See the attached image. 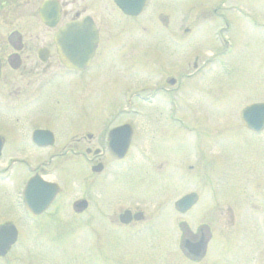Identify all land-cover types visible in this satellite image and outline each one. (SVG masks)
Returning <instances> with one entry per match:
<instances>
[{
  "label": "flooded vegetation",
  "instance_id": "af4514ba",
  "mask_svg": "<svg viewBox=\"0 0 264 264\" xmlns=\"http://www.w3.org/2000/svg\"><path fill=\"white\" fill-rule=\"evenodd\" d=\"M117 1L0 0V206L4 208L0 225L13 223L17 228V240L9 251L19 240L17 223L27 219L37 222L44 215H32L26 210L22 191L29 177H48L50 167H46L51 163L58 159L82 163L88 174L104 182L113 171L135 166L137 169L140 163H145L148 173L163 175L170 168L169 155L174 154L180 157L173 167L180 174V182L185 183L181 175L186 170L193 173L198 185L190 190L197 196L188 209H178L176 200L169 199L165 193L161 198L150 199L148 210L120 206L114 214L106 215L104 207L97 209V206L99 215L89 214L90 210L93 213V204L87 198L96 188L103 191L106 186L84 187L87 198L83 195L80 198L86 199L85 206L79 208L72 203L74 214H83L86 222L108 223L110 229L109 238L103 226L96 232L98 246L92 260L97 264H119L120 252L115 245L120 241L121 229L129 231L128 234L137 228L151 233L168 222L178 232L182 258L190 264H214L219 256L209 258V247L217 239H213V228L218 222H225L231 228L227 241L233 244L222 256L227 264H264V125L259 132L244 128L242 183L203 184L196 179L202 170L206 176L226 169L227 157L224 159L217 150L219 140L210 138L204 149L200 142L191 140L188 151L191 158L187 160L181 134L171 147L166 138L159 140L149 133L153 121L184 129L179 102L186 90V79L211 75L213 71H208V63L215 68L225 65L230 74L235 72L236 68L220 57L223 53L231 55L235 43L250 53H258L254 71L259 74L257 84L264 88V0L257 3L250 0L252 5L247 0H203L211 1L206 4L211 7L209 17L219 18L220 24L212 30L213 47L204 53L206 58L199 64L198 54L194 55L192 72H187L182 53L186 36L193 31L185 23L183 3L180 6L172 3L177 5V22L169 23L164 18L158 29L156 24L143 21L153 0H147L134 14L123 11ZM136 1L129 0L131 5ZM206 9L195 12L194 16L199 21L208 19ZM220 42L225 43L223 49L219 48ZM247 85V90L259 87L253 81ZM91 99L93 102H89ZM59 100L66 102L70 119L65 126L59 124L60 133L44 125L50 118L40 115L47 103L53 108ZM78 103L81 110L71 108L78 107ZM139 106H145L147 117H151L145 121V129L138 125V116L143 115ZM170 114H173L171 119ZM47 115L52 113L47 111ZM89 116L96 119H88ZM41 118L44 124H38ZM37 129L44 132L34 135ZM128 159L133 164H127ZM97 165L100 169L93 171L92 167ZM10 176H16L19 186L17 182L12 186L6 184ZM237 186H246L241 199L233 193L235 190L238 193ZM203 189L206 202L202 199ZM222 189L232 191L223 211L218 209V194ZM240 200L244 204L242 214ZM124 210L129 212L123 219L120 214ZM247 223L258 224V234L255 233L258 261L253 263L243 262L239 244L247 233L243 230ZM6 256L7 253L0 256V260Z\"/></svg>",
  "mask_w": 264,
  "mask_h": 264
},
{
  "label": "rangeland",
  "instance_id": "374dc122",
  "mask_svg": "<svg viewBox=\"0 0 264 264\" xmlns=\"http://www.w3.org/2000/svg\"><path fill=\"white\" fill-rule=\"evenodd\" d=\"M247 2L252 5L250 0H247ZM251 2L257 3V0H251ZM172 3L179 6L182 3L185 5V23L191 25L193 30L192 34L186 36L187 41L182 49L185 60H187L185 61L186 70L192 72L194 71L192 66L193 56L198 54V63L200 64V61L207 56L204 53H209L212 50V30L220 24V19L209 17L211 7H206V4L211 3V1L153 0L152 8L145 15L146 17H143V21L156 24L157 28L164 18L169 23L177 22V5L172 6ZM205 8L208 10L205 12H207L209 18L199 21L194 14L197 11H203ZM262 23H264V20ZM153 39L155 40L154 37ZM257 54L256 52L250 53L246 47H243L240 43H235V49L231 55L228 57L220 55L236 68V71L230 76L223 74L225 70L219 65L218 68H215L213 64L208 63V71H213L211 75L201 79H195L194 77L186 79V90L180 96L182 101L179 100L183 109L180 114L184 120V129L181 128V131L175 126L167 127L153 121V128L149 132L154 136H158L159 140H161L160 137L166 138L171 147L177 140L178 134H181L185 139L184 150L187 152L192 146L191 140L193 138H198L203 149L210 138L211 140H219L217 150L224 159L227 157L225 162L227 165H225L226 169L224 171L223 169L218 170L221 174L218 175L216 180L218 183L244 182L243 165L241 163L243 155L242 142L246 132L242 128L238 112L243 106L252 101H264V88L261 89L263 85L257 84L259 74L254 71ZM169 55H172V51L169 52ZM170 64L172 65V62ZM223 64H225V61ZM247 68L249 72H245ZM250 81H253L256 84L255 86L258 85L259 87H255L256 90H247L246 86L251 84ZM140 93L144 94L143 92ZM62 95L64 93L60 94V96ZM89 102H93V100L91 99ZM142 103L138 102L139 105H142ZM79 106L80 103H78V107L71 106V108L78 111L81 110ZM46 109L52 115H47ZM67 109L65 101L59 100L53 108H50L47 103L45 110H43L45 114L41 113L40 115L50 118V120L48 119L45 123L41 118L38 124L45 123L44 125H49V127L60 133L59 124L62 123L65 126L70 120ZM139 109V112L143 115L138 116V125L145 129V121L151 117H147L145 106H142V108L139 106ZM88 119L95 120L96 117L89 116ZM224 141L227 142L224 143ZM58 143L61 144L60 141ZM172 150L171 152H173ZM187 152L185 155L189 160L191 158L190 152ZM137 160L143 161L140 158H137ZM168 160L170 168H166L167 170L165 169L163 175H157L156 172L151 174L152 171L149 174L145 163H140L137 165V169L135 166L125 171L124 174L113 171L104 178V182L100 180V177L88 174L82 163H73L63 159L51 163L52 166L46 167H50V174L47 178L57 181L61 185V193L57 196L54 206L45 212L37 222L27 219L25 222L17 223L20 228L18 243L7 254L6 258L0 260V264H97L95 260H92L98 246L96 232L105 227L104 231L108 234L110 232L109 224L86 222L83 214H74L71 208L73 201L82 195L87 198L84 191L85 186H106L103 191L99 188L93 190V193L91 196L88 195L89 198L87 199H90L93 204V213L90 210L89 214L99 215L97 209L104 207L103 214L108 215L117 212L120 206L130 205L148 210L152 198L169 193V198L173 200L183 192L192 190L193 186H198L197 182L194 181L178 182L177 179H180V174L173 167L179 162V156L170 154ZM218 172L208 173V180L211 181L212 176ZM204 174L203 170L199 174L201 183L206 182L209 184L210 181L206 179ZM183 176L187 180L189 177H193V173L185 170L182 172L181 177ZM14 182H17L16 176L10 177L6 184L12 186ZM17 183L19 184V182ZM220 187L222 186H218L219 189ZM237 187L238 193L236 190L233 193L241 199L246 194V186ZM205 191L203 189V200L207 198L204 195ZM230 192L232 191L227 189L219 191V210H225L227 200L230 199H227ZM238 204L240 210H242L240 214H242L243 209L241 206L243 203L240 200ZM3 213L4 208L0 206V215ZM188 219L189 224L193 227L194 224L191 223L190 218ZM257 225L256 223H247L243 227V230H247V233L243 235V242L239 244H241L244 263L258 261L259 250L255 234H258ZM229 226L225 222H218L214 225L213 239H217L209 247V258L219 256L218 261L214 264H227L222 256L228 247H233V244L231 245L227 241L231 235ZM256 229L257 231L254 232ZM128 232L121 229L118 235L120 241L115 245V248L120 252L119 264H190L179 255L178 232L173 223L163 222L162 229L154 231L155 233H150L147 230L140 231L139 228L134 229L133 233L130 231L131 233L128 234ZM107 237L109 238V234ZM113 248L114 245L110 246V250H113Z\"/></svg>",
  "mask_w": 264,
  "mask_h": 264
},
{
  "label": "water",
  "instance_id": "95a60500",
  "mask_svg": "<svg viewBox=\"0 0 264 264\" xmlns=\"http://www.w3.org/2000/svg\"><path fill=\"white\" fill-rule=\"evenodd\" d=\"M141 3L142 0H137L136 3L132 5H129L123 0L118 1L120 7L128 13L137 11L141 7ZM239 115L242 123L245 126L250 127L254 130H259L264 123V103H255L248 105L240 111ZM99 169L100 166H95L93 168V170L96 171ZM31 186H36V188ZM56 190L57 186L54 183H49L42 179L29 181L27 184V203L29 210H31L33 213H38L39 211H42L46 206H48L49 202L51 201L54 195L53 193H55ZM193 199L194 194L186 195L180 199L178 206L180 207L182 205V202H186L187 204H183V207H186L191 204ZM84 205L85 202L81 200L76 206L82 208L84 207ZM126 214H128V211H125L123 214H121V218L125 217ZM14 239L15 231L12 225H3L0 227V254H2L10 246Z\"/></svg>",
  "mask_w": 264,
  "mask_h": 264
}]
</instances>
